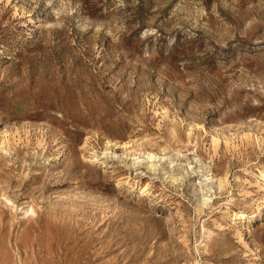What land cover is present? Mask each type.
<instances>
[{
	"label": "rangeland",
	"instance_id": "rangeland-1",
	"mask_svg": "<svg viewBox=\"0 0 264 264\" xmlns=\"http://www.w3.org/2000/svg\"><path fill=\"white\" fill-rule=\"evenodd\" d=\"M0 264H264V0H0Z\"/></svg>",
	"mask_w": 264,
	"mask_h": 264
},
{
	"label": "bare ground",
	"instance_id": "bare-ground-1",
	"mask_svg": "<svg viewBox=\"0 0 264 264\" xmlns=\"http://www.w3.org/2000/svg\"><path fill=\"white\" fill-rule=\"evenodd\" d=\"M149 153H150V152H149ZM152 156H153V155H152ZM171 177H172V176H171ZM176 179H177V178H176ZM248 216H249V215H248V213H246V212H243V213L240 214V217H242V218H247ZM208 236H210L209 233H208L207 237H208ZM207 237H206V238H207Z\"/></svg>",
	"mask_w": 264,
	"mask_h": 264
}]
</instances>
